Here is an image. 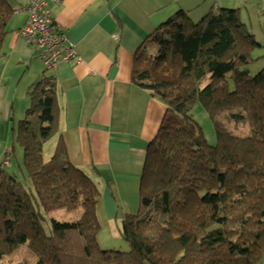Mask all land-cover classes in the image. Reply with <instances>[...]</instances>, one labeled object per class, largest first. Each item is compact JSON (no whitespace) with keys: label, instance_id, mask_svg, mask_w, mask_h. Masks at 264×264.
<instances>
[{"label":"trees","instance_id":"1","mask_svg":"<svg viewBox=\"0 0 264 264\" xmlns=\"http://www.w3.org/2000/svg\"><path fill=\"white\" fill-rule=\"evenodd\" d=\"M13 13L0 0V58ZM258 47L239 10L230 8L197 21L179 11L138 47L132 83L162 102L165 118H172L148 145L138 210L124 217L120 230L126 252L99 249L100 192L70 164L62 145L43 159V144L57 128L56 83L43 76L32 84L13 134L33 193L0 165V264L14 256L17 264H260L264 67L254 76L247 69L258 60ZM196 103L212 121L214 146L190 114ZM56 209L81 212L74 221L51 220L46 234L44 215Z\"/></svg>","mask_w":264,"mask_h":264},{"label":"crops","instance_id":"2","mask_svg":"<svg viewBox=\"0 0 264 264\" xmlns=\"http://www.w3.org/2000/svg\"><path fill=\"white\" fill-rule=\"evenodd\" d=\"M6 2L14 9L3 43L5 59L0 61V81L14 80L6 98L13 99V110L17 94L24 90L23 111L31 85L43 76L53 77L57 128L51 136L55 146L48 147L46 156L61 144L70 164L100 189L96 207L100 228L110 224L118 228L119 219L132 215L148 145L166 116L164 104L131 80L134 55L144 39L179 11L197 21L218 8L237 9L260 44L254 56L264 58V0H48L53 25L64 33L80 61L52 69L42 64L41 70L35 67L37 51L16 33L26 21L28 0ZM19 68H25L21 76ZM8 133L3 120L0 139H8ZM116 209L124 216L120 213L117 219Z\"/></svg>","mask_w":264,"mask_h":264},{"label":"rangeland","instance_id":"3","mask_svg":"<svg viewBox=\"0 0 264 264\" xmlns=\"http://www.w3.org/2000/svg\"><path fill=\"white\" fill-rule=\"evenodd\" d=\"M255 1H262V0H255ZM34 49V48H33ZM36 49H34L35 51ZM37 55H38V50ZM261 52L263 50H260ZM261 54V53H260ZM254 55H257V50H255ZM5 58L1 57L0 61L4 60ZM39 59V58H37ZM36 64L35 67H40L42 70V64L43 62L39 59L35 60ZM43 67L44 64H43ZM264 67V58L260 57L257 61L252 62L247 66V69L249 71L250 76H254L261 68ZM11 69V65L8 66L7 72ZM25 71L22 68H19L18 75L21 76V74ZM6 72V73H7ZM10 78L2 79L0 81V87H3V94L0 95V122L6 121V124H8L9 128V137L8 139L2 140L0 139V165L2 168L9 174L14 175L17 180L26 188L27 191L33 193V186L31 181L28 178V175L26 171L24 170L23 166V150L22 148L15 142V133L16 126L20 120H22L25 117V111L26 109H21V102L24 99V90H20L17 94L18 97L14 101V108L12 110L11 108V102L13 99L8 100L6 98L7 90L10 89V83H13L14 80H10ZM6 82V83H5ZM207 81L203 83L205 85ZM9 84V85H8ZM22 85V83H21ZM21 88V86H20ZM21 101V102H20ZM29 104L26 108H28ZM190 114L192 118L200 125L205 141L209 146H214L216 144V136L214 132V128L212 125V121L206 111L203 109L200 103L194 104L192 110L190 111ZM170 116L165 118V122L167 120L171 119L172 116L169 113ZM236 132L240 135L246 134V129L239 127ZM55 136L51 137L46 143L44 144V159L49 160L50 157L46 156L48 153V147L51 149L54 148V142H55ZM49 148V149H50ZM10 153L11 156H9L10 160V166L5 165V160H8V154ZM100 190V189H98ZM101 196V195H100ZM134 210L131 212L132 214H135L138 210V197L136 201L134 202ZM42 211V210H41ZM80 210L76 211H66L64 209H56L54 211H51L44 215L45 222L43 224V228L46 234H49L50 231V221L55 220L59 222H70L76 220L80 215ZM120 213H123L122 216H124V212H120L116 209L115 214L117 215V219L120 217ZM119 225L118 228L116 226H113L110 224V226L106 228H100L98 235H97V245L99 249L101 250H113V251H121L126 252L128 251V245L121 237V226H122V219L118 220ZM22 252H20L21 254ZM20 257L17 258V256L14 257H6L4 260L1 261V264H17Z\"/></svg>","mask_w":264,"mask_h":264},{"label":"built area","instance_id":"4","mask_svg":"<svg viewBox=\"0 0 264 264\" xmlns=\"http://www.w3.org/2000/svg\"><path fill=\"white\" fill-rule=\"evenodd\" d=\"M24 10L27 13L26 21L16 33L28 46L38 50L37 57L48 69L59 63L80 61L64 33L53 25L48 0H28Z\"/></svg>","mask_w":264,"mask_h":264}]
</instances>
